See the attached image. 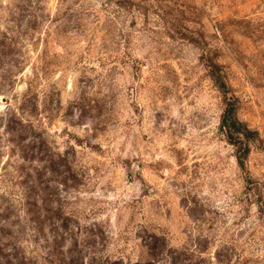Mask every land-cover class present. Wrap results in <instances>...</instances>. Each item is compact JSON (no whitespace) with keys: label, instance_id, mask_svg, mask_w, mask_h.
<instances>
[{"label":"rangeland","instance_id":"obj_1","mask_svg":"<svg viewBox=\"0 0 264 264\" xmlns=\"http://www.w3.org/2000/svg\"><path fill=\"white\" fill-rule=\"evenodd\" d=\"M0 51V264H264V0H0Z\"/></svg>","mask_w":264,"mask_h":264},{"label":"trees","instance_id":"obj_2","mask_svg":"<svg viewBox=\"0 0 264 264\" xmlns=\"http://www.w3.org/2000/svg\"><path fill=\"white\" fill-rule=\"evenodd\" d=\"M119 2H124L125 0H117ZM10 61L14 62V59L12 56L8 55V53L4 51H0V64H6L10 63ZM18 66L16 63L14 64ZM212 77L215 80V82L218 84L220 89L225 88V82L221 77L220 72L217 70V66L215 64H212ZM7 72H10V68ZM3 79H6L4 74H2L1 83ZM1 91V88H0ZM221 128L226 136V139L231 144H236L241 149L249 150V141L250 137L257 132L252 130L248 124L244 121H242L238 116V106L235 102L229 101L226 104V108L224 109V112L222 114L221 118ZM238 161L240 165H244V156L238 154ZM66 219V218H64Z\"/></svg>","mask_w":264,"mask_h":264}]
</instances>
